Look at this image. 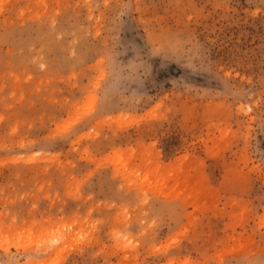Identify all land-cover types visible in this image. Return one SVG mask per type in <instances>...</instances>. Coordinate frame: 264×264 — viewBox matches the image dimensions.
Returning <instances> with one entry per match:
<instances>
[{
	"label": "rangeland",
	"instance_id": "rangeland-1",
	"mask_svg": "<svg viewBox=\"0 0 264 264\" xmlns=\"http://www.w3.org/2000/svg\"><path fill=\"white\" fill-rule=\"evenodd\" d=\"M0 264H264V0H0Z\"/></svg>",
	"mask_w": 264,
	"mask_h": 264
},
{
	"label": "clouds",
	"instance_id": "clouds-1",
	"mask_svg": "<svg viewBox=\"0 0 264 264\" xmlns=\"http://www.w3.org/2000/svg\"><path fill=\"white\" fill-rule=\"evenodd\" d=\"M117 72L119 73V66H117ZM121 80H123L129 88H134L138 86V79L136 76H129L125 78L122 74L119 76Z\"/></svg>",
	"mask_w": 264,
	"mask_h": 264
}]
</instances>
